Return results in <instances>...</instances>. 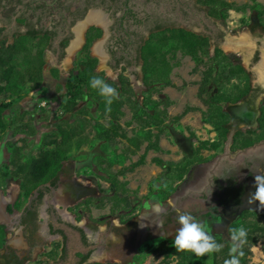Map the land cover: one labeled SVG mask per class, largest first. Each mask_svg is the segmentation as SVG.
Returning <instances> with one entry per match:
<instances>
[{"label":"flooded vegetation","instance_id":"flooded-vegetation-1","mask_svg":"<svg viewBox=\"0 0 264 264\" xmlns=\"http://www.w3.org/2000/svg\"><path fill=\"white\" fill-rule=\"evenodd\" d=\"M215 8L217 14H214ZM222 12L225 17L221 16ZM90 15L98 16L100 22L86 24ZM78 29H81L82 42L69 63H65ZM182 32L207 38L210 57L216 49L229 57L221 62L225 74L221 87L210 86L213 87L211 98L225 100L222 107L226 121L221 129L226 135L222 145L212 148L219 140V132L212 123H206L212 128L211 138L195 144L193 133L185 136L166 121L157 126L144 125L142 130L134 120L140 134L127 136L150 134L152 140L144 139L135 149L129 141L118 138L114 146L125 141L121 153L131 156L142 148V153L126 167L139 161L145 164L144 154L157 157L158 173L150 178L152 181L143 194L148 197L142 200L139 209H134L130 196L128 207L108 201L112 191L107 179L108 192L100 191L101 170L106 165L101 153L86 154L82 159L70 157L63 163L54 184L45 182L27 196L18 179L14 178L17 181L14 184L8 182L7 176L0 177L3 197L0 225L4 231L0 264H88L89 261L91 264H143L146 253L159 255L166 242L174 240L180 227L176 217L185 212L205 221L217 242L228 244L229 248V229L237 222L246 216L251 220L264 219V208L258 201L247 204L249 195L256 190L255 175H264V138L257 140L264 112L263 0H216V7L214 0H0V45L2 42L9 45L20 36L48 37L44 68L57 69L59 74V69L68 68L69 77L72 69L80 64L79 54L91 38L88 51L97 59L96 70L105 72L116 82L120 74L129 71L130 75H124L129 79L135 99L141 106L145 105L148 113L153 112L154 104L150 107L141 103L133 88L134 81L139 80V69L143 86L151 95L157 90L156 86L144 84L143 52L157 37L180 36ZM241 36L252 43L251 53L246 47L241 53L226 49V45L236 44ZM97 43L101 45L102 56L95 53ZM168 43L177 47L167 51L169 45L160 43V51L170 62L172 71L187 62L191 65V73L198 77L196 96L201 102L208 97L205 93L199 95L203 72L208 66L220 64L207 61L208 57L203 55L202 63L198 64L181 42L169 40ZM47 53L53 54L54 59L49 60ZM101 65L104 68L100 69ZM236 65L243 68L247 78L242 72L231 73V66ZM108 69L120 72L112 78L106 72ZM132 75H135L134 81ZM160 111L168 112V107L161 104ZM166 132L170 133L177 151L182 152L177 158L165 157L169 148L162 147L161 143ZM203 141L208 142L206 148L201 147ZM184 158L194 160L183 178L177 179ZM94 168L97 173L92 182L83 175L85 169ZM6 170L0 166V174ZM126 175L119 176L120 180L127 181ZM164 184L168 185L167 189ZM166 193L168 197L164 198ZM153 205H159L156 213L152 211ZM93 207L97 212L108 209V218L99 222V214L89 216ZM103 224L105 227L101 228ZM203 258L206 264L209 257ZM211 264H214V253Z\"/></svg>","mask_w":264,"mask_h":264},{"label":"trees","instance_id":"trees-1","mask_svg":"<svg viewBox=\"0 0 264 264\" xmlns=\"http://www.w3.org/2000/svg\"><path fill=\"white\" fill-rule=\"evenodd\" d=\"M214 7H216V0H214ZM231 7V6H230ZM216 13V8L214 9ZM222 17H225V12H222ZM180 36H162L157 37L154 42L148 43L143 52L144 65L142 68L143 81L147 87H155L156 85L172 86L173 82L170 77L172 67L168 59L165 58V54L160 51V45H169L167 51L174 50L177 44L168 43L169 40L181 42L182 47L186 49V53L192 55L198 64L202 63L204 57H208L207 61H215L219 66H208L203 72V80L200 84L199 95L205 93L208 97L201 99L202 104L205 106L203 110V121L205 123H212L219 132L218 142L213 143L212 148L218 149L225 139V130L221 129L222 124L226 121V113L223 111V98H211L212 85L221 87V80L224 78V67L221 62L229 59L220 49H216L214 56H209V43L208 39L201 36H195L190 33H184ZM97 35V34H96ZM48 37L36 38L35 36H20L15 38L14 42L5 45L4 42L0 45V96L6 95L8 99L0 101V142L4 133L9 129H13V133L16 135H28L33 136L36 133V129L31 124V120H25V116L29 112H24L13 120H8L5 117V112L13 107L16 100L22 98L25 94V90L29 88L34 90L38 88L44 80V64H45V52L44 47ZM34 40L37 42L35 43ZM91 38H88L87 44L83 49V52L79 54V61L77 67L72 69L69 77L65 83L66 99L63 104L64 113H70L76 109L79 102L83 101L85 97L92 99L96 102L100 116L106 124L101 122H95L96 132L94 139L97 141H103L109 146H114L117 143L118 138L125 139L135 146V149L139 148L144 139L152 140L151 135L147 137L137 135L133 138L127 136L126 131L123 129L120 122L123 115L122 107L126 104V101L121 98L123 95L132 94L134 92L130 86L129 79L122 73L118 77V82L110 79L106 76L105 72L96 70L97 59L90 56L88 48ZM161 43V44H160ZM166 53V52H165ZM203 55V56H201ZM231 73H244L245 77L248 74L244 72L243 68L239 65L231 66ZM54 77L59 76L57 69L51 70ZM98 75L104 78L113 87H116L120 99L113 102L111 110L106 111L105 101L98 93L89 87V80L91 76ZM245 93V92H243ZM127 102L131 105L133 112V120L141 125L142 130L144 125H161L166 121L167 112L160 111V105L164 104L165 107L170 104V100L166 97L158 100H152L150 98L148 102L154 104L153 112H145V105H140L137 100L131 101L129 98ZM198 110V108L187 107L181 114L177 115L174 120H179L188 111ZM76 113H80V116L86 117L88 111L86 109L77 110ZM262 131L257 137L258 139L264 138V112L262 115ZM87 123L85 118L80 122H68L61 120L56 129L49 132L43 137L42 147L30 154L28 157L24 155V147L26 143L25 138H20L21 145L12 144L10 159L7 170L1 172L0 177L12 176L21 182V189L24 196H27L32 190L36 189L39 185L50 182L54 184L59 173L62 171L63 163L69 159L74 148H80L85 141H87L86 131ZM158 135V134H157ZM194 135V134H193ZM157 147L158 139L154 140ZM249 140L248 142H251ZM201 147L206 148L207 141L201 142ZM135 151V150H134ZM194 159L184 158L181 163V169L177 174V179H182L185 173L188 171L189 166ZM143 161L134 163L131 167H124L117 172L109 173L106 178L110 183V189L112 191L111 196L108 195V201L113 200L116 206L125 205L128 207L130 204L128 188L126 187L127 181L120 180L119 176H125L127 171H132L138 165H141ZM164 198L168 197L166 193ZM103 205V204H102ZM124 207V206H121ZM249 216L244 217L242 221L236 223L235 226L243 224L248 230L247 243L244 245L243 251L244 257L241 259V264H249L251 249L254 245L262 242V249L264 253V224H261L258 220H251ZM234 226V227H235ZM222 243V242H219ZM4 244V231L0 225V247ZM229 246L224 245V248L219 253H214V264H223L224 260L228 257ZM180 260L178 264H204L203 257H197L193 254L180 253Z\"/></svg>","mask_w":264,"mask_h":264},{"label":"rangeland","instance_id":"rangeland-1","mask_svg":"<svg viewBox=\"0 0 264 264\" xmlns=\"http://www.w3.org/2000/svg\"><path fill=\"white\" fill-rule=\"evenodd\" d=\"M238 1L243 2L244 0ZM46 57L49 60L54 59V55L51 53H47ZM67 58L68 57H66V59ZM245 59H247V56H245ZM184 63H186V61ZM102 68L104 67L101 65L100 69ZM191 69L192 67L188 64V62L184 67L175 68L171 74L172 81L174 82L173 86L164 88L162 85H156L157 90L154 92V94L152 93V95L145 88V86H143L139 69L137 70V77L139 76V80H137V83L134 81L135 75H132L131 77H133V84L135 85L133 88L136 94L140 96L139 100L141 103H144L151 107L153 103L148 102L149 96H153V100H156L157 98H169L171 102L169 105H167V124H170L177 132L185 136L193 133V141L196 144L201 140H206L208 138L210 139L212 128H210V126L203 121L202 111L204 110L205 106L201 104L196 96L198 77L191 73ZM59 70L60 74L56 78L54 77V75H52L51 70L48 68V66H46L44 68V80L41 85L34 90H30L29 88H27L22 98L16 100L13 107L5 112V117L8 120H13L24 112H29V114L25 116V120H31V124L36 129V133L33 136L16 135L13 133V129L9 128L2 136L0 142V166H8L7 163L11 155V145H21L22 143L20 142V138L26 139L23 152L25 157H28L30 154H34L42 147L44 135L54 131L56 129V125L61 120H65L68 122H80V120H83V118H85L87 123L85 132L89 134L87 137V141H85L80 148H74L70 156L71 158L82 159L86 154L101 153L106 165H104V168L101 170L103 179L100 183L102 185L100 191L107 193L108 184L105 183V179L110 175L109 173L112 174L115 171L128 166L130 162H132L138 157L139 154L142 153V148H140L138 153L133 156L128 154L125 155V153H121L123 147L126 145L125 141H119L118 145L116 146H109L104 142L100 143V141L95 140V122L98 121L103 124L106 123L100 116V112L96 102H94L92 99H89L88 97L87 99L79 102L74 111L70 113H64L63 104L66 99L65 83L68 79V68H62ZM106 72L110 77L115 78L120 70L116 71L108 69ZM124 74L130 75V72L124 71ZM121 98L126 101V104L122 107L123 115L120 120L121 124L123 125V129L129 136H131L132 134H136L135 132H137V134H140V131H137L136 123L132 118V112H134V110L127 102L128 98L131 101L136 100L135 96H133L132 94H128L121 96ZM5 99H8L6 95L0 96V101ZM21 101H24V105H17ZM41 102H46V105H40ZM187 107L198 108V110L188 111L179 120H174V118L177 115L181 114L182 110L186 109ZM82 108L88 111V115H86V117H82L80 116V113H76L77 110H80ZM129 125L133 126V128L130 129ZM161 144L162 147L169 148V150L167 149L169 154H165V157L177 158L182 153L177 151L169 132H166L164 134ZM144 156L146 157L145 164L136 167L132 171H127L126 173L130 201L134 209H139L142 200L148 197L144 196L143 194L147 188V185L152 181V179L150 180V178L154 176V173H158V168L155 166L157 157H153L152 154H144ZM96 158L97 156L94 159ZM93 163H95V161H93ZM94 169L95 170L85 169L83 175L84 177H87L86 179H89L92 182H94V175L97 173V168ZM7 180L8 182L14 184L17 183V181L10 175L7 176ZM156 184L157 183H155V185ZM107 210L108 209L104 208L97 212L93 207V209L89 210L88 213L92 218L96 214H99L98 217H101L99 222H103L108 218ZM258 221L261 224H264V219H260ZM104 227V224L101 225V228ZM262 242L263 241H260L258 244L252 247V254L250 255L249 264H264ZM179 260V252H176L175 248L173 247V240H169L166 242L164 250L159 255L156 254L153 256L151 253H146L143 257L142 263L178 264ZM206 264H209V261H207Z\"/></svg>","mask_w":264,"mask_h":264},{"label":"clouds","instance_id":"clouds-1","mask_svg":"<svg viewBox=\"0 0 264 264\" xmlns=\"http://www.w3.org/2000/svg\"><path fill=\"white\" fill-rule=\"evenodd\" d=\"M89 87L95 90L105 101L106 111L111 110L114 101L120 99V94L116 87L109 84L104 78L98 75L91 76ZM87 99V97H85ZM255 192L251 193L247 199V204L251 205L258 201L259 206L264 208V175H255ZM167 189L168 185H163ZM159 205H153L152 211L157 212ZM179 228L175 233L173 247L176 252H188L197 257H209L211 264V254L219 253L224 248L222 243L217 242L216 238L209 231L205 221L197 219L191 213L185 212L176 217ZM248 230L241 223L229 229L230 248L228 257L223 264H241V259L245 253L244 245L247 243ZM91 264V261L88 262Z\"/></svg>","mask_w":264,"mask_h":264},{"label":"bare ground","instance_id":"bare-ground-1","mask_svg":"<svg viewBox=\"0 0 264 264\" xmlns=\"http://www.w3.org/2000/svg\"><path fill=\"white\" fill-rule=\"evenodd\" d=\"M92 21L100 22L98 16L90 15L86 20V24L89 22H92ZM76 34H77V37L75 40H73L72 46L69 49V57L66 59L65 63H69L70 57H72V54L74 53V51L79 47V45L82 42L81 29H78L76 31ZM247 40H248L247 37L241 36V37H239V40L237 41L236 44L226 45V49L233 50V51H239L241 53V52H244L245 47H246V50L248 49V51H250L249 53H251L252 49L249 48V46H251L252 43H250ZM99 47H101V45H100V43H97L95 46V53L98 52V53H100V56H102V54H101L102 52H100ZM246 56H247V54H246ZM104 57H105V55H104ZM245 60H247V59H245ZM261 77H263V74H261Z\"/></svg>","mask_w":264,"mask_h":264},{"label":"water","instance_id":"water-1","mask_svg":"<svg viewBox=\"0 0 264 264\" xmlns=\"http://www.w3.org/2000/svg\"><path fill=\"white\" fill-rule=\"evenodd\" d=\"M2 194H1V190H0V212L3 210V206H2Z\"/></svg>","mask_w":264,"mask_h":264},{"label":"crops","instance_id":"crops-1","mask_svg":"<svg viewBox=\"0 0 264 264\" xmlns=\"http://www.w3.org/2000/svg\"><path fill=\"white\" fill-rule=\"evenodd\" d=\"M264 1V0H263ZM17 105H24V101L19 102Z\"/></svg>","mask_w":264,"mask_h":264},{"label":"built area","instance_id":"built-area-1","mask_svg":"<svg viewBox=\"0 0 264 264\" xmlns=\"http://www.w3.org/2000/svg\"><path fill=\"white\" fill-rule=\"evenodd\" d=\"M40 105L44 106L46 105V102H41Z\"/></svg>","mask_w":264,"mask_h":264}]
</instances>
